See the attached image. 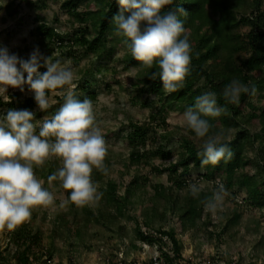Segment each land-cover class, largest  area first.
<instances>
[{
	"label": "rangeland",
	"instance_id": "374dc122",
	"mask_svg": "<svg viewBox=\"0 0 264 264\" xmlns=\"http://www.w3.org/2000/svg\"><path fill=\"white\" fill-rule=\"evenodd\" d=\"M32 1L0 0V99L11 101L13 94L21 99H36L33 106L22 108L19 113L0 105V175L14 180L11 187L0 183V206L4 195L8 203V212H0V250L8 255L9 263L17 264L15 232L26 225L27 229L39 232L40 237V242L33 246V264H151L160 253L138 239L136 227L140 224L146 231H173L175 239L182 243V262L197 264L204 257L236 256L243 264H264V225L260 221L264 207L240 204L241 223L236 227L227 228L224 219V214L237 204L236 198L246 200V188L235 184L227 191L217 190L214 182L220 179L225 183L224 169L213 179L201 178L205 170L193 166L184 177L180 175L181 168L177 173L173 171L171 166L182 150L178 136L188 133L195 116L178 107L162 110L165 100L142 90L143 74L148 68L133 65L127 59L135 35L126 34L121 40L116 33L117 40L107 43V47H115L113 53L101 47L90 50L73 41L45 54L44 42L34 33L38 24L46 21L58 33H68L70 42L84 24L70 15L63 6L65 0H45L43 8L33 6ZM94 5L86 1L79 10L84 12ZM248 30V26L242 27V31ZM93 33L90 24V34ZM40 68L47 70L49 76L40 78ZM86 80L91 83L89 90L96 91L95 98H91V91L83 89ZM164 88L168 92L169 84H164ZM251 102L260 109L264 106V98L258 95ZM242 108L244 114L254 111L248 103ZM57 109L62 119L56 117ZM52 119L55 122L50 141L46 142L38 133L27 135L31 126L42 127ZM135 123H152L153 127L147 145L138 146L140 150L144 152L164 142L171 148L172 157L154 156L133 162L128 136ZM242 123L239 116L238 128L222 129L231 143L240 128L245 132ZM252 123L249 130L260 129L258 118H253ZM173 131V138L161 137ZM262 150L257 141L253 148L246 149L245 156L249 160L261 158ZM102 167L101 178L87 177L88 172ZM50 168L54 176L43 178L42 171ZM245 171L254 174L257 168L249 164ZM68 175L91 184L84 188L75 182V206L68 201L63 187L62 179ZM135 177L138 181L132 185ZM258 178L260 185L264 170ZM177 179L185 180L188 186L178 187L174 182ZM110 180L118 186L123 201L109 203L104 189ZM130 185L132 189L126 198L125 188ZM163 187L175 196L174 208L157 194ZM201 190L212 191L216 202L204 207L194 227L184 229L179 205L188 194ZM21 196L25 197L28 211L25 219L17 210ZM116 203L124 207L118 208ZM89 208L97 212L99 221L89 215Z\"/></svg>",
	"mask_w": 264,
	"mask_h": 264
},
{
	"label": "trees",
	"instance_id": "16d2710c",
	"mask_svg": "<svg viewBox=\"0 0 264 264\" xmlns=\"http://www.w3.org/2000/svg\"><path fill=\"white\" fill-rule=\"evenodd\" d=\"M86 1L95 5L81 12L79 6ZM31 3L38 8L46 6L45 0H33ZM63 6L70 15L80 18L84 26L79 27L70 42L67 41L71 39L67 37L68 33H58L54 26L42 21L36 26L34 33L44 42L45 54L70 45L73 41L90 50L101 47L113 53L115 47H107V43L117 40L116 33L121 40L126 34L135 35L127 59L133 65L148 68L143 74L142 90L156 93L164 99L162 110L178 107L195 116L188 133L178 136L182 150L171 166L173 171L177 173L181 168L180 175L184 177L193 166L205 170L203 175L207 179H213L219 170L224 169L226 191L237 184L239 188H246L249 193L245 199L250 208L264 207V180L259 185L258 178L264 170V106L260 109L251 102L256 95L264 98V0H65ZM155 17L159 20H155ZM90 24L94 28L93 34H90ZM244 26L249 27L247 32L242 31ZM245 52L249 53L248 56L244 55ZM169 55L175 57V60H171ZM255 69L257 73L253 72ZM40 70V78L49 76L47 70ZM164 84H169L168 92ZM82 87L91 91V98L96 97V91L89 90L90 81L86 80ZM12 99L8 102L0 99V105H6L10 111L19 113L22 108L33 106L36 102L34 96L21 99L18 94H13ZM246 103L254 110L250 114L243 113L242 106ZM55 115L59 119L63 118L59 109L55 111ZM239 116L243 119L245 132L242 133L240 128L231 143L222 129L238 126ZM255 117L259 119L260 129L251 131L249 129ZM54 122L55 119H52L48 125L36 127V133L40 138H46V142L53 138ZM150 124L152 123L132 124L133 130L128 139L132 147L130 159L133 162L150 160L154 156L172 157L171 148L164 142L144 152L140 150L139 145H147L148 133L153 128ZM25 125L29 126L27 123ZM175 134L174 131L166 132L161 137L169 139ZM257 141L262 144L261 158L258 156L257 159L249 160L245 151L253 148ZM249 164L257 168L254 174L245 171ZM103 168L88 172L87 177L94 175L95 179L101 178ZM155 169L162 172L158 167ZM53 173L50 168L49 171L43 170L41 175L49 179L54 176ZM137 181L138 177H135L131 184H136ZM12 182L13 179L7 180L0 175V183L5 187H11ZM62 182L67 199L73 206L76 204L75 182L84 188L91 185L89 181L76 180L70 175L64 177ZM174 182L180 188L188 186V182L183 179ZM131 189V185L125 188L126 198ZM166 191L163 187L157 194L162 195L166 203L174 208L177 205L176 198ZM104 192L109 203L125 199L118 194V186L112 180L108 182ZM215 202L212 191L201 190L196 194H188L179 205L182 227H194L201 219L204 207ZM116 205L118 208L124 207V204ZM239 206L241 205L237 202L231 211L224 214L227 228L241 223ZM17 210L24 219L28 216L24 196L18 199ZM0 212H8L6 195L1 198ZM88 213L97 221L100 220L94 209L89 208ZM99 213L102 214V211L99 210ZM65 221L69 224L68 220ZM68 227L72 230L71 225ZM142 228L140 224L136 227L138 239L150 245L155 243L165 264L182 263V243L175 239L173 231L158 228L157 232L167 237L165 240L164 237L146 234ZM38 233L27 229L26 225L15 232L17 249L14 253L17 264L34 263L31 255L35 243L40 242ZM169 243L172 245L171 251L166 248ZM8 258L0 250V264H10ZM186 264L189 262L186 261Z\"/></svg>",
	"mask_w": 264,
	"mask_h": 264
},
{
	"label": "built area",
	"instance_id": "2783aa9c",
	"mask_svg": "<svg viewBox=\"0 0 264 264\" xmlns=\"http://www.w3.org/2000/svg\"><path fill=\"white\" fill-rule=\"evenodd\" d=\"M30 134H35L36 133V128L34 126H31L28 129ZM201 178L206 179V177H204V175L201 176ZM214 186L217 190H219L220 192L226 191L225 190V183L222 180H217L216 182H214ZM236 200L238 201L239 204L242 205H246V200H240L239 198H236ZM248 206V205H247ZM260 215H262V219H261V224L264 225V215L260 213ZM146 234L148 235H152L154 237H164V239L166 240L167 237L163 236L161 233L157 232L156 230L154 231H146L143 230ZM142 244L144 246H154L157 251V245L154 243V245H150L146 242H142ZM168 251L172 250V245L169 243L168 247H167ZM161 254H159V256L154 257V260L152 261L153 264H165V260L161 259L160 257ZM181 264H186L185 262H182ZM189 264H194V263H189ZM197 264H243L242 261L240 260V258L233 256L232 258H222L221 256H212V257H204L199 263Z\"/></svg>",
	"mask_w": 264,
	"mask_h": 264
},
{
	"label": "clouds",
	"instance_id": "9594fccd",
	"mask_svg": "<svg viewBox=\"0 0 264 264\" xmlns=\"http://www.w3.org/2000/svg\"><path fill=\"white\" fill-rule=\"evenodd\" d=\"M27 128H28V127H27ZM26 132H27V131H26ZM27 135H28V136H32V134H29L28 132H27ZM33 135H34V134H33Z\"/></svg>",
	"mask_w": 264,
	"mask_h": 264
}]
</instances>
